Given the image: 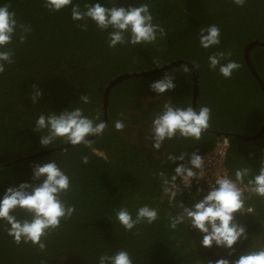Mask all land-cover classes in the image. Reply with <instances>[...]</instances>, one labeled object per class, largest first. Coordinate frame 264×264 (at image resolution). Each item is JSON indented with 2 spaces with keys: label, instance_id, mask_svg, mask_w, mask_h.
Wrapping results in <instances>:
<instances>
[{
  "label": "trees",
  "instance_id": "1",
  "mask_svg": "<svg viewBox=\"0 0 264 264\" xmlns=\"http://www.w3.org/2000/svg\"><path fill=\"white\" fill-rule=\"evenodd\" d=\"M43 3L0 0V6H11L20 23L31 25L24 44L17 37L9 45L15 63L6 64L0 75V199L10 187L42 183L43 178H33L34 166L55 160L71 180L62 199L74 205L76 212L47 237L45 252L31 244L17 246L5 231V222L0 221V264H99L101 255L120 249L130 253L133 264H214L218 259L234 261L246 251L264 247V198L248 199L247 204L254 207L251 215H236V222L246 228V240L241 239L232 250L215 245L204 248L198 230L187 221L171 229L169 215L181 211L180 203L191 207L207 193L178 189L170 204L158 175L162 171L171 180L182 163L169 162L168 155L187 152L183 162L187 164L192 153L203 155L226 135L229 176L235 179V171L241 167H249L252 175L258 173L264 161V130L258 138L241 137L255 136L263 128L264 91L246 63L244 49L249 43L264 42V0H247L243 7L232 0H73L81 10L94 3L105 7L149 4L154 23L165 29L166 37L157 34L154 44H125L115 49L108 47V32L99 30L91 20L87 31H82L78 24L84 22L72 20L71 6L50 12ZM211 24L219 26L221 44L205 50L198 36L202 27ZM229 50L230 59L241 67L225 79L218 69L209 68L208 57ZM249 53L264 85V46H255ZM176 60L191 63L197 71L196 109L201 105L212 109L210 126L199 141L174 138L165 141L159 151L152 148L150 129L163 105L168 101L181 107L192 105L193 72L179 66L116 84L107 96L108 127L102 136L90 140L94 141L91 148L81 144L28 157L65 144L58 139L48 147L41 145L43 133L34 130L41 113L60 114L78 106L89 118L99 114L103 121L104 93L113 79L160 69ZM164 72L173 75L176 87L157 97L150 85ZM33 85L43 92L35 104L30 99ZM82 95L90 96L91 103L82 104ZM117 120L124 122L123 131L115 129ZM84 155L89 157L87 165L81 160ZM144 205L158 210L159 218L152 225L141 224L128 232L115 220L119 208L127 207L135 217ZM14 215L28 218L20 209Z\"/></svg>",
  "mask_w": 264,
  "mask_h": 264
},
{
  "label": "clouds",
  "instance_id": "2",
  "mask_svg": "<svg viewBox=\"0 0 264 264\" xmlns=\"http://www.w3.org/2000/svg\"><path fill=\"white\" fill-rule=\"evenodd\" d=\"M232 3L243 7L247 0H232ZM44 8L50 12H60L71 6V18L78 24L82 31H87V21L91 20L99 30L108 32V47L115 49L118 45L130 44L132 46L154 44L159 38H165L167 33L154 17L147 3L138 6H112L105 7L101 3L85 4L81 10L79 4L73 0H44ZM10 5L0 6V75L5 72V65L15 63V52L9 48L18 37L19 43L24 44L31 25L20 23L16 13L10 11ZM111 30V31H109ZM199 45L207 50L221 44V31L218 25L211 24L200 29L198 36ZM231 51H219L208 57L211 70L219 71L225 79H230L235 71L241 67L239 63L231 60ZM222 61H227L222 63ZM198 68V65H195ZM185 71H188L185 68ZM176 87L174 77L170 72H164L161 79L151 83L150 89L158 96L166 94ZM43 92L35 85L32 86L30 99L35 104L42 98ZM82 104L91 103L88 95L80 97ZM212 118V109L201 105L194 109L192 105L181 107L171 101L166 102L160 112L154 116L150 129L152 148L159 151L165 141L174 138L194 139L199 141L202 134L209 128ZM115 129L123 131L125 128L122 120L115 121ZM108 124L100 120L99 114L89 118L81 107L72 111H63L60 114L41 113L35 120L34 130L43 133L40 143L44 147L52 145L56 140L72 146L83 144L91 148L94 141L87 137H99L105 132ZM95 151V149H93ZM187 152L180 155H168L171 163L181 161L175 169V175L168 179L164 172L158 175L162 181V191L169 197L172 204L178 194L177 180L180 179L185 188H191L192 181L205 176V158L197 152L192 153L187 164L183 163ZM82 163L87 165L89 157H81ZM249 167H241L235 171V179L226 172L217 175L210 191L199 202L188 207L179 204L181 211L176 215H169V227L175 230L187 221L189 225L202 234L200 245L212 248L232 250L241 240L247 239L246 228L236 222V214L251 215L253 209L245 206V178L247 191L264 198V161L261 162L258 173L251 174ZM33 178L43 182L33 185L22 183L19 187L7 189L0 199V221L6 224L5 231L13 242L19 246L21 243L31 244L41 252L47 249V237L61 227V222L72 218L76 212L74 205H68L62 197L70 190V177L58 166L55 160L35 165ZM175 207L176 205L173 204ZM20 209L27 213L28 218L18 219L14 213ZM159 218L158 210L147 205L136 210L135 217L127 207H121L115 212V220L128 232H132L138 225H152ZM42 264L44 262L42 261ZM99 264H133L130 253L120 249L112 254H103L99 257ZM213 264V262H209ZM214 264H264V247L246 251L238 259H218Z\"/></svg>",
  "mask_w": 264,
  "mask_h": 264
},
{
  "label": "water",
  "instance_id": "3",
  "mask_svg": "<svg viewBox=\"0 0 264 264\" xmlns=\"http://www.w3.org/2000/svg\"><path fill=\"white\" fill-rule=\"evenodd\" d=\"M255 46H264V42L256 41V42L249 43L247 45V47L244 49V55H245V59H246V63L248 65V67L250 68V70L253 73V75L255 76V78L262 85V88H263V91H264V85L262 84L261 79L259 78L257 72L255 71V69H254V67H253V65L251 63L250 56H249L250 50L253 47H255ZM179 66L188 67L193 72L194 88H193L192 106H193L194 109H196V100H197V92H198V90H197V71L195 70V68L193 67V65L191 63L183 61V60H176V61H172L169 64L164 65V67H162L160 69H155L153 71H142V72H139V73L136 72V73L124 74V75H120V76L116 77L115 79H113L109 83V85L106 87L105 93H104L105 117H104L103 121L105 123H107V114H106L107 96H108L110 90L116 84H118L121 81L133 78V77L147 76V75H150V74H155V73H158V72H161V71H164V70H168V69L174 68V67H179ZM263 130H264V125H263V128L261 129V131L257 135L252 136V137L251 136H242L241 138H243V139L258 138L259 136H261ZM205 132H207V130ZM225 137L228 138V135H226ZM94 138H96V137H88L86 139H88L90 141V140H93ZM72 147H74V146L68 145V144H64V145H61V146H58V147H55V148H51V149H48V150H45V151H42V152L35 153V154H33L31 156H28V157H30V158L41 157V156L46 155V154H51V153H54V152H57V151H63V150H66V149H69V148H72Z\"/></svg>",
  "mask_w": 264,
  "mask_h": 264
},
{
  "label": "built area",
  "instance_id": "4",
  "mask_svg": "<svg viewBox=\"0 0 264 264\" xmlns=\"http://www.w3.org/2000/svg\"><path fill=\"white\" fill-rule=\"evenodd\" d=\"M230 148V142L229 139L224 137L220 139L216 145L209 151L205 152L202 157L205 158V176L202 177L199 182L196 180L192 181L191 188H185L182 181L180 179L177 180L178 189L184 190L186 193H191L193 190H201L208 193L210 191V184H213L217 175H222L225 172L229 175V170L226 166V160H227V154ZM247 184L244 183V185H240V187L245 188V206L251 207L254 211V207L247 204L248 199H250L253 196H256L255 194H251L249 191H247ZM236 215H247L243 213H238Z\"/></svg>",
  "mask_w": 264,
  "mask_h": 264
},
{
  "label": "rangeland",
  "instance_id": "5",
  "mask_svg": "<svg viewBox=\"0 0 264 264\" xmlns=\"http://www.w3.org/2000/svg\"><path fill=\"white\" fill-rule=\"evenodd\" d=\"M130 132H132V131H130Z\"/></svg>",
  "mask_w": 264,
  "mask_h": 264
}]
</instances>
